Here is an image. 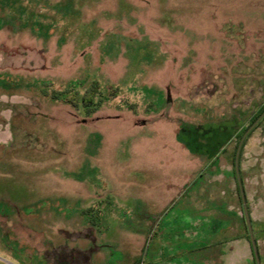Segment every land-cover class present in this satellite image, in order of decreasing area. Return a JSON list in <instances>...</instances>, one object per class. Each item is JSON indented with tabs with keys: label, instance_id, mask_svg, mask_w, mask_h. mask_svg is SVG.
<instances>
[{
	"label": "rangeland",
	"instance_id": "1",
	"mask_svg": "<svg viewBox=\"0 0 264 264\" xmlns=\"http://www.w3.org/2000/svg\"><path fill=\"white\" fill-rule=\"evenodd\" d=\"M92 82L103 95L90 114L51 99ZM263 105L264 0H0V212L13 214L0 217V264L42 261L34 231L57 245L83 215L97 241L101 214H141L169 182L188 192L212 178L205 163L223 145L217 167L247 235L233 154ZM239 174L264 264V120ZM134 218L150 232L127 259L143 264L159 214Z\"/></svg>",
	"mask_w": 264,
	"mask_h": 264
},
{
	"label": "crops",
	"instance_id": "2",
	"mask_svg": "<svg viewBox=\"0 0 264 264\" xmlns=\"http://www.w3.org/2000/svg\"><path fill=\"white\" fill-rule=\"evenodd\" d=\"M220 153H223L222 159L226 164L224 145L205 163L204 174L209 173L212 178L200 175L191 183L188 192L172 187L181 185L182 181L169 182L168 186L165 185L166 193L157 203L152 202L155 209L139 210L141 214H137L136 209L135 212L120 210L123 213L120 220H113L115 211L101 214L98 222L102 235L97 241L92 240L95 235L86 232L84 215L78 229L66 230L65 239L57 245L52 241L42 242L38 232L34 231L36 235L32 243L42 261L36 260L33 264H132L127 259L132 241L140 235L147 238L143 234L148 236L150 232L149 221L146 223L134 217L148 218L157 214L160 221L149 237L151 249L148 248L143 264H252L248 256H252L250 242L244 231L240 232L239 226H235L238 216L234 205H231L230 172L220 171L217 167ZM204 184L206 186L199 191L198 186ZM124 197L126 195L122 194V199ZM35 215L42 217L39 213ZM0 217L6 221L10 218L4 212H0ZM141 244L138 251L139 247L142 250ZM115 251L122 253L123 258L114 256Z\"/></svg>",
	"mask_w": 264,
	"mask_h": 264
},
{
	"label": "trees",
	"instance_id": "3",
	"mask_svg": "<svg viewBox=\"0 0 264 264\" xmlns=\"http://www.w3.org/2000/svg\"><path fill=\"white\" fill-rule=\"evenodd\" d=\"M101 95H103V93L100 91L97 83L92 82L91 85L80 96L78 95V93H73L70 96L60 97V93L53 92L51 95V99L64 101L65 103H68L69 105H71L72 107H75V108L82 107L84 110L87 111L86 112L87 114H90V113H92L93 108L95 106H99L101 104V102H102L101 101ZM263 110H264V105L261 107V109L258 111V113L251 120V123L259 116V114H261V112H263ZM262 120H264V117L260 120V122ZM247 128H244L242 134L245 132V130ZM241 136L242 135H239L237 138L235 149H236L237 143H238ZM243 146H244V142H243L242 147H241L239 159H240V156L242 153ZM234 154H235V150H234ZM234 154H233V158H234ZM233 172H234V170H233ZM233 174L235 176V173H233ZM240 179H241V183L243 185V179L242 178H240ZM236 187H237V185H236ZM237 193H238V189H237ZM238 197H239V193H238ZM246 238L249 241L248 232H247ZM252 256H253V254H252ZM253 261L255 264L254 257H253Z\"/></svg>",
	"mask_w": 264,
	"mask_h": 264
},
{
	"label": "water",
	"instance_id": "4",
	"mask_svg": "<svg viewBox=\"0 0 264 264\" xmlns=\"http://www.w3.org/2000/svg\"><path fill=\"white\" fill-rule=\"evenodd\" d=\"M264 117V110L259 114V116L248 126V128L245 130V132L242 134L240 137L236 149H235V154H234V161H233V166H234V173H235V179H236V184H237V189L239 193V197L241 200V206H242V212L249 236V242L251 245L252 249V254L255 260V264H259V258H258V251H257V246H256V241L254 240V237L252 235V230H251V225H250V219L248 215V210H247V204H246V199H245V194H244V189L243 185L241 183L240 179V174H239V155L241 151L242 144L249 134V132L260 122V120Z\"/></svg>",
	"mask_w": 264,
	"mask_h": 264
}]
</instances>
